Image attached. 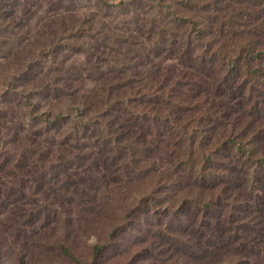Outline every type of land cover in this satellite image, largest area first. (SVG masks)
Returning <instances> with one entry per match:
<instances>
[{"label": "trees", "instance_id": "trees-1", "mask_svg": "<svg viewBox=\"0 0 264 264\" xmlns=\"http://www.w3.org/2000/svg\"><path fill=\"white\" fill-rule=\"evenodd\" d=\"M65 10L33 32L0 0V45L15 42L0 96L30 110L0 105V183L69 211L130 183L136 210H194L181 264H264V0H120L93 25Z\"/></svg>", "mask_w": 264, "mask_h": 264}, {"label": "rangeland", "instance_id": "rangeland-1", "mask_svg": "<svg viewBox=\"0 0 264 264\" xmlns=\"http://www.w3.org/2000/svg\"><path fill=\"white\" fill-rule=\"evenodd\" d=\"M119 1L10 0V7L20 14L25 10V16L21 18L26 21L25 26L35 32V26L43 22V18L70 8L75 11L69 13L77 17L85 15L92 21L91 25L99 20L106 22L113 16L111 8H119ZM13 40H7L8 45H0V79L3 80L9 72L7 59L15 47ZM66 58L68 63L84 62L81 54L76 52H66ZM17 95L14 91L0 96V105L11 103L18 114H29L30 110L26 109L29 104L23 99L18 102ZM34 100H41L51 107L56 105L46 93L34 96ZM66 126L67 121L63 120L62 125L50 133L56 138L55 147L60 150L70 148V143L63 139ZM59 161L71 178L79 181L80 175L75 173L73 163L66 158ZM55 163L59 164L57 160ZM37 176L45 181L44 177L48 175L40 172ZM10 181L0 183V204L4 206L0 209V264H181L178 254L183 249L179 246L182 243L179 233L187 217L195 216L193 209L177 206L170 211L165 208L153 212L142 208L136 210L132 205L133 184L115 187L111 182L108 183L111 192L105 193L101 188L96 192L94 204L86 203V207L82 205L69 211V205L65 209H56L55 206L43 207L41 200L30 203L34 197L20 194ZM26 200L29 203H24ZM154 237L157 243L152 246L149 240ZM97 245L100 251L94 257L93 248Z\"/></svg>", "mask_w": 264, "mask_h": 264}]
</instances>
